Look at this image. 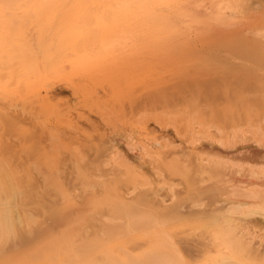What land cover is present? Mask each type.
Here are the masks:
<instances>
[{
    "label": "bare ground",
    "instance_id": "bare-ground-1",
    "mask_svg": "<svg viewBox=\"0 0 264 264\" xmlns=\"http://www.w3.org/2000/svg\"><path fill=\"white\" fill-rule=\"evenodd\" d=\"M260 1L0 0L1 128L10 129L6 123L42 109L52 98L48 96L60 88L73 90L75 82L118 77L185 41L203 40L245 23ZM254 35L264 43V28ZM249 122L226 129L207 124L199 125L197 131L186 128L181 136L185 148L156 142L150 153L128 141L123 150L107 145L97 158L80 157L76 150L72 158H35L32 164L29 159L21 163L20 158L8 157L13 142L1 138L0 258L23 243L35 264H264V241L249 234L245 223L253 215L264 221V191L256 184H231L224 189L222 208L206 220L213 227V244L200 252L184 249L183 241L169 231L178 218L166 213L167 200L157 199L158 190L151 189L156 182L149 176L142 182L137 178L141 164L148 160L155 180L165 174L168 182L181 178L188 187L187 175L202 173L205 159L212 158L193 152L202 142L229 149L249 139L264 147L263 125ZM41 136L32 139L39 141ZM69 163L71 174L86 188L110 183H129L130 188L112 199H107L104 188L98 193L91 189L83 198L88 219L71 220L65 235L61 228L69 224L53 209L56 198L48 187L58 184L65 173L60 165ZM52 167L55 180L50 176ZM44 170H49L50 178L38 181L35 191L26 192L21 178L44 176ZM166 192L173 200L174 189L168 186ZM42 200L48 202L47 211L44 208L42 216L34 215L33 209L43 208ZM251 205L256 207H247ZM135 232H143L146 239ZM65 240L68 243L63 245Z\"/></svg>",
    "mask_w": 264,
    "mask_h": 264
},
{
    "label": "rangeland",
    "instance_id": "rangeland-1",
    "mask_svg": "<svg viewBox=\"0 0 264 264\" xmlns=\"http://www.w3.org/2000/svg\"><path fill=\"white\" fill-rule=\"evenodd\" d=\"M262 28L264 0L260 1L254 15L245 23L229 30L211 34L203 40L185 41L118 77L75 82L73 90H56L48 96L52 98L44 102L42 109L5 122L10 129H2L3 121H0V139L7 138L13 142L12 153L8 157L20 158L17 161L21 163L29 159L32 164L35 158H72L73 152L78 150L80 153H76L80 157L97 158L102 154L100 151L109 147L107 145L112 144L123 150L128 141L138 149L142 147L154 153L156 142L166 141L172 146L174 143V147L179 145L178 149L188 147L181 138L185 134L184 129L197 131V127L203 124L226 129L243 126L250 121V124L263 125L264 129V54L261 52L264 43L254 37V32ZM78 104L87 108L81 109ZM74 108L80 111L79 116ZM155 117L171 124L152 120ZM37 134L42 135L38 137L39 141H35V137L32 139ZM193 152L203 154L204 159L212 158L205 159L202 173L186 174L188 187L181 178L175 177L168 182L170 178L165 174L161 175L165 185L156 186L162 179H154L148 160L141 164L137 178L138 182H142L149 176L151 181H155L151 189L158 190L157 199L167 200L166 213L178 218L177 222L181 220L168 229L170 231L171 228V232L183 241L182 247L202 252L213 244V227L206 220L215 210L222 208L220 201L224 189L231 184L244 183V186L256 184L258 189L264 191V147L249 139L229 149H220L205 141ZM60 167L65 173L57 177L58 184L49 186L48 190L56 198L53 209L57 214L61 213V218L67 221L65 224H69V227L61 228L65 235L70 230L71 220L82 222L86 217L88 219L83 201L87 193L92 190L98 193L104 188L107 199H112L130 188L129 183H125V186L110 183L107 187L91 190L84 187L74 173L72 176L70 163L67 167ZM20 168L24 170L21 164ZM55 170L53 174L50 172L52 180H55ZM47 171H43L44 176L26 180L21 178V186L26 192L35 191L38 181L50 178ZM168 186L174 189L175 196L180 194L178 198L174 196L171 199L166 192ZM42 201L44 206L41 210L32 207L34 215L38 213L42 216V210L48 206V202ZM81 216L84 218L81 219ZM245 221L248 233L264 241L262 218L253 215ZM50 225L49 229H52L53 225ZM140 234L146 239L143 232L134 235ZM17 241H22V238L19 236ZM64 242L63 245L68 243L66 240ZM0 264L35 263L32 262L31 251H26L21 243L2 255Z\"/></svg>",
    "mask_w": 264,
    "mask_h": 264
}]
</instances>
